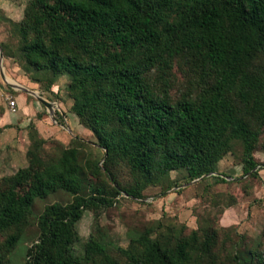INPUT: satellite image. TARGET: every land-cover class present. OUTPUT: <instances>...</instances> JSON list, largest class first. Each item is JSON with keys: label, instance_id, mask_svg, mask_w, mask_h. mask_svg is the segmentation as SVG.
<instances>
[{"label": "trees", "instance_id": "obj_1", "mask_svg": "<svg viewBox=\"0 0 264 264\" xmlns=\"http://www.w3.org/2000/svg\"><path fill=\"white\" fill-rule=\"evenodd\" d=\"M16 28L21 60L39 75L32 79L52 91L70 77L72 112L107 157L102 166L89 164L101 179L95 187L79 166V137L77 146L23 171L24 193L10 190L24 185L23 173L8 179L0 192V264L30 226L35 200L58 191L73 201L49 205L38 217L27 264H217L215 231L144 234L118 255L92 236L79 255L77 227L86 211L113 207L122 192L144 199L148 187L173 171L190 181L227 182L208 175L236 142L245 173L258 167L264 0H29ZM2 46L6 57H16ZM177 68L185 78L179 93ZM248 264H264V254L253 253Z\"/></svg>", "mask_w": 264, "mask_h": 264}, {"label": "rangeland", "instance_id": "obj_2", "mask_svg": "<svg viewBox=\"0 0 264 264\" xmlns=\"http://www.w3.org/2000/svg\"><path fill=\"white\" fill-rule=\"evenodd\" d=\"M28 3L29 0H0V45L5 57L3 65L0 62V192L11 177L24 175L25 171L30 173L33 167L60 156L75 144L76 137L83 144L79 166L87 171L86 176L95 187L101 179L91 174L89 164L102 166L106 154L72 112L74 101L67 91L70 77H61L52 91H47L32 79L39 75L21 60L16 26L23 20ZM2 44L6 52L16 57H6ZM175 78L174 92L179 93L185 81L180 68L175 70ZM10 84L38 92L52 108ZM9 97L17 101V113L10 111ZM254 157L258 167L246 174L243 147L236 142L233 151L218 163L216 174L223 179L227 177V182L210 177L194 182L184 171H173L157 185L148 187L144 199L122 192L113 207L86 211L77 227L81 239L75 247L77 254L84 253L83 246L92 236L118 255L119 249L129 248L134 239L144 234L156 238L170 228L184 235L210 230L218 236L217 264H248L253 253L264 254V136ZM122 174L123 182L130 181L127 171ZM23 177L24 185L12 186L10 190L24 193L29 177ZM105 182L108 183L106 178ZM72 201V194L66 191L36 199L31 224L6 264H27V252L39 237L38 217L49 205ZM4 239L0 236V242Z\"/></svg>", "mask_w": 264, "mask_h": 264}, {"label": "water", "instance_id": "obj_3", "mask_svg": "<svg viewBox=\"0 0 264 264\" xmlns=\"http://www.w3.org/2000/svg\"><path fill=\"white\" fill-rule=\"evenodd\" d=\"M4 59H5V57H4V54H3V50H2V47H1V45H0V62H1V64L3 65V63H4ZM3 76H4V74H3ZM13 88H15V89H21V90H23V91H25V92H27V93H29V94H31V95H33V96H35L42 104H44L47 108H52V104L50 103V102H48L46 99H44L38 92H36V91H32V90H30V89H27V88H25V87H23V86H21V85H18V84H10ZM107 157V154H106V156H105V158ZM212 175H216V173H214V174H210V175H208V176H212ZM206 176H204V177H202V178H200V179H198V180H202V179H204ZM198 180H195L194 182H197ZM126 195H128V194H126Z\"/></svg>", "mask_w": 264, "mask_h": 264}, {"label": "built area", "instance_id": "obj_4", "mask_svg": "<svg viewBox=\"0 0 264 264\" xmlns=\"http://www.w3.org/2000/svg\"><path fill=\"white\" fill-rule=\"evenodd\" d=\"M9 108H10V111L13 112V113H17L18 111V104H17V101L13 98H10L9 97Z\"/></svg>", "mask_w": 264, "mask_h": 264}]
</instances>
